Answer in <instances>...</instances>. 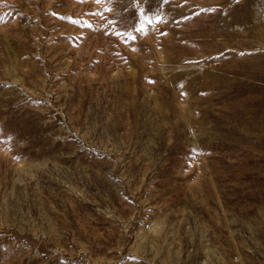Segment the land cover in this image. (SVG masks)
I'll return each instance as SVG.
<instances>
[{"label": "rangeland", "instance_id": "374dc122", "mask_svg": "<svg viewBox=\"0 0 264 264\" xmlns=\"http://www.w3.org/2000/svg\"><path fill=\"white\" fill-rule=\"evenodd\" d=\"M0 18V264H264V0Z\"/></svg>", "mask_w": 264, "mask_h": 264}, {"label": "snow or ice", "instance_id": "6c2138e0", "mask_svg": "<svg viewBox=\"0 0 264 264\" xmlns=\"http://www.w3.org/2000/svg\"><path fill=\"white\" fill-rule=\"evenodd\" d=\"M97 3L101 2V0H96ZM0 20H2V18H0Z\"/></svg>", "mask_w": 264, "mask_h": 264}]
</instances>
